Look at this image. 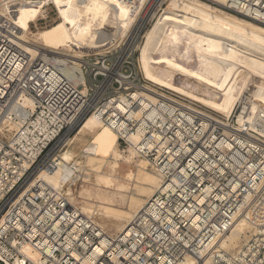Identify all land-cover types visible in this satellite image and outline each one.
<instances>
[{"label": "built area", "instance_id": "2783aa9c", "mask_svg": "<svg viewBox=\"0 0 264 264\" xmlns=\"http://www.w3.org/2000/svg\"><path fill=\"white\" fill-rule=\"evenodd\" d=\"M32 1L34 4L37 0ZM194 1L264 27V0H225L223 4L218 0ZM120 2L131 13L140 7L133 27L150 12L166 6V0ZM22 4L25 0H0V52L9 49L0 60V126L6 121L25 122L24 134L19 129L5 139L0 133V264H35L27 250L39 254L42 264H86L89 252L83 245L88 236H93L94 246L98 245L101 231L69 203L65 193L50 187H31L28 182L40 169L54 171L56 167L45 159L79 118L95 113L111 99L128 96L144 81L135 65L128 62L134 60L136 50L129 51L127 45L118 55L125 59L123 64L117 61L106 65L112 48L98 53L104 54L98 68L85 61L87 67L82 69L91 87L87 86L85 101L68 87L52 90L45 80L41 82L40 71L45 65L39 56L31 58L13 45L19 41L13 19ZM10 54L14 55L11 59L21 63L12 77L13 69L7 66ZM125 64L133 68L123 72ZM118 77L124 79L123 83ZM99 91V99L92 102ZM21 96L33 98V110L22 107ZM246 97L229 119L201 115L166 99L151 105L152 119L165 118L162 128L145 118L151 125L148 130L155 127L166 144L159 154L156 147L147 155L150 161L162 157L157 163L163 172L161 187L132 217L125 240L123 236L108 237L107 247L127 251V259L122 258L121 264H179L186 258L193 259L194 264H264V137L249 127L239 129L236 124V117L247 109ZM254 122L261 129L264 117L259 114ZM129 123L133 127L127 131L136 133L139 124ZM210 136L214 140L208 141ZM152 139L147 133L143 142ZM225 143L233 147L229 149ZM118 144L120 148L127 145L123 138ZM171 156L175 161L169 160ZM194 217H199L196 225L192 223ZM240 217L251 227L248 241L238 251L221 248L218 240L230 233ZM73 224L83 227L78 237ZM74 249L78 258L73 257ZM103 260L111 263L108 256H101L95 264Z\"/></svg>", "mask_w": 264, "mask_h": 264}, {"label": "bare ground", "instance_id": "6f19581e", "mask_svg": "<svg viewBox=\"0 0 264 264\" xmlns=\"http://www.w3.org/2000/svg\"><path fill=\"white\" fill-rule=\"evenodd\" d=\"M218 1L225 3V0ZM166 3L167 6L161 10L153 28L145 35L143 46H139L136 43L139 41L141 27L147 19L154 17L156 11L150 12L146 19L138 20L129 36L140 7L131 13L120 0H37L34 4L32 0H25L13 19L19 31V41L13 42V45L31 58L39 56L45 65L40 71L43 78L41 82L45 80L52 90L58 86L68 87L84 100L88 90L82 69L87 64L83 57L95 51L103 53L109 48L114 49L129 36V51L139 49L140 69L148 82L192 100L225 119H229L237 105L247 96V109L236 117V124L239 129L249 127L264 137V123L260 122L261 129H257L254 122L259 114L264 117V27L205 2L166 0ZM48 8L56 9L59 22L33 33L31 25L36 26L37 22L44 19ZM8 52L9 49L2 50L0 60ZM11 56L14 55H9L7 66L13 69L12 77L21 63L11 59ZM117 80L120 83L124 81L122 77ZM250 86H254L252 93L249 92ZM101 93L99 91L92 102L96 103ZM164 99L201 115L215 117L211 112L180 102L178 98L144 84L128 96L111 99L95 113L79 118L56 141L45 159V162L53 163L56 167L54 171L40 169L28 182L31 187H50L63 192L69 203L77 206L73 202L72 188L80 181L78 179L82 175L84 160L82 162L77 159L73 151L76 142L85 143L89 139L83 147L84 158L106 156L102 167L108 168L110 174L99 171V164L89 167L99 172L96 178L97 191L84 190V205L78 208L88 217L89 223L102 233V239L96 246L92 244L93 236L87 237L83 245L89 252L86 264H95V260L101 256L111 259V263L103 260L102 264H121L122 258L127 259V251L107 247L108 237L116 239L123 236L121 238L125 240L124 234L132 217L148 205L153 194L161 187L163 172L157 163L162 157L156 156L154 161H150L147 155L150 152L152 154L156 147L159 148V154L166 144L163 143L162 135L154 130L155 127L148 130L151 125L145 118L153 124L156 120L150 117V107L160 104ZM20 103L25 109L33 110L35 101L31 97L21 96ZM129 121L139 124L136 125V133L127 131L133 127ZM164 121L165 118L160 117L155 124L162 128ZM24 123L6 121L0 126V133L5 139H9L19 129L24 134ZM202 125L205 126V123ZM147 133H151L153 139L144 143L143 138ZM95 137L96 140L91 142L90 139ZM120 138L127 144L124 149L128 155L120 150ZM209 140H214L213 136L208 137ZM224 145L229 149L233 147L231 143ZM169 160L175 161L172 156ZM120 162L134 167L137 172L129 171L121 177ZM147 167L154 176H149ZM134 180L139 182L134 192L139 196H130L129 187L123 183L129 184ZM140 195L144 199L138 198ZM104 196L110 197L108 199H111V204H116L117 200L128 204L130 211H119L106 204L103 208L91 204L93 198L102 201ZM96 215L114 228L115 234L108 233L97 222ZM198 220L199 217H194L192 223L196 225ZM82 230L83 227L73 224L75 236L78 237ZM250 231L246 219L240 217L234 221L230 233L218 240V244L223 249L238 251L248 241ZM76 250L73 257L78 258ZM25 252L35 264H42L39 254L30 250ZM179 264H194V260L186 258L185 263Z\"/></svg>", "mask_w": 264, "mask_h": 264}, {"label": "rangeland", "instance_id": "374dc122", "mask_svg": "<svg viewBox=\"0 0 264 264\" xmlns=\"http://www.w3.org/2000/svg\"><path fill=\"white\" fill-rule=\"evenodd\" d=\"M167 4V3H166ZM167 6V5H166ZM165 6V7H166ZM165 7H161V9L159 10V11H157L156 13H154L155 15H154V17L153 18H151V19H147L146 21H145V24L148 22V24L144 27V25L141 27L142 29L140 30V37H139V41H137V43L136 44H138L139 46H143V43L145 42V35L147 34V32H149L152 28H153V26H154V24L156 23V21H157V19H158V16H159V14H160V12H161V10H163ZM149 21H150V23H149ZM59 22V19H58V16H57V11H56V9H50V8H48L46 11H45V18L44 19H42L40 22H37V25L35 26V25H31V31L33 32V33H36L37 31H39V30H43V29H47V28H50V27H52L53 25H55V24H57ZM134 28L135 27H132L131 28V32L129 33V36H130V34L134 31ZM105 33H107V32H105ZM129 36L127 37V38H124L118 45H116L115 46V48L114 49H112V50H114V51H112V52H110L108 55H107V58H108V63L106 64L107 66H110L111 65V63H115V62H117V61H120L122 64L124 63V61H125V59L124 58H118L119 56V54L121 53V52H119V51H123V50H121L123 47H126L127 45H128V38H129ZM108 47V46H107ZM134 50H136V52H135V57H134V60L133 61H131V60H129L128 62L129 63H133L134 65H135V67H136V69L138 70L139 69V72L141 73L140 75H141V78L143 79V81H144V84H146L147 86H149V87H151L152 89H154V90H157L158 92H161V93H163V94H166V95H168V96H171L172 97V95L175 97V96H177L178 97V99H179V101L180 102H183V103H185V104H192V105H195V106H198V107H200V108H202L203 110H206V111H208L209 113L211 112V113H213L214 115H218V116H221L222 117V115H220V114H218V113H215V112H213V111H211V110H209V109H207V108H205V107H203V106H201V105H199L198 103H196V102H194V101H192V100H189V99H187V98H185V97H183V96H181V95H178V94H176V93H173V92H171V91H169V90H166V89H164V88H161V87H159V86H157V85H153V84H151L150 82H148L146 79H145V77H144V75H143V73H142V71H141V69H140V64H139V61H138V59H139V49H134ZM102 55H104V54H98V52L97 51H95V52H93V53H91V54H89L88 56H84V58H83V60L84 61H86V62H88V63H90L91 65H94V67H96V68H98V67H100L101 66V64L104 62L103 61V58H101V56ZM130 67V68H129ZM133 67L132 66H128L127 64H125L124 65V67H123V72L125 71V72H128L129 71V69H132ZM96 70V69H95ZM88 86V88H91L90 87V85L88 84L87 85ZM253 89H254V86H250L249 87V92L250 93H252L253 92ZM169 94H172V95H169ZM100 132V131H99ZM73 134V132L72 133H70V135H72ZM98 136H99V134H98ZM88 139V138H87ZM86 139V140H87ZM96 140V137H95V139H90V141L92 142V141H95ZM89 142V139L84 143H77L76 142V147L73 149V151L75 152V154H76V156H77V159H79L80 161H82L83 162V160H84V162H83V171L81 172V177L78 179V180H80V181H77L76 182V185L72 188V190H73V195H74V200L75 201H73L74 203H75V205H77V207L78 208H80L81 206H83L84 205V199H83V197H82V193L84 192V190H91L92 192H95V191H97V188H96V178H97V176L99 175V172L98 171H96V170H91V169H89V167H91V166H95L96 164H99V166L97 167L98 168V170L100 171L101 170V172L103 173V174H110L109 173V170H108V168H103L102 167V164L105 162L104 160H106L105 158H106V156L105 155H101V156H99V157H95V158H88V157H83V147L87 144ZM120 150L122 151V152H124V155H128V153H127V151L123 148V147H121L120 148ZM126 152V153H125ZM95 160V161H94ZM89 161H91V162H89ZM96 161H99V162H96ZM85 165H87V166H85ZM119 165H120V167H119V174H120V176L121 177H124V175L127 173V172H129V171H133L134 173H136L137 172V170L134 168V167H132V166H127V165H125V164H123L122 162H120L119 163ZM103 168V169H102ZM145 170V169H144ZM150 170V168L149 167H147L146 168V172L149 174V176H154L153 174H151L152 172H151V170ZM88 175V176H87ZM133 182V183H132ZM131 183H127V182H123L125 185H127L128 187H129V189H128V191H129V195L130 196H139L137 193H134L135 192V190H136V188L139 186V182L138 181H136V180H134V181H132ZM132 187V188H131ZM71 193V192H70ZM128 194H126L127 196H129ZM107 197V198H106ZM143 197V196H142ZM141 197V195H140V197H138V198H140V199H144V197L142 198ZM80 198V199H79ZM107 200H106V199ZM108 198H110L109 196H104L103 197V200L101 201H99V199H95V198H93V201H91V204H93V205H95V206H99V207H102L103 208V206H105V204H106V206L107 205H109V206H113L114 207V209H118L119 211H130V209H129V207H128V204H126V203H119V202H117L116 201V204L114 203V204H111L112 203V201H111V199H108ZM100 202H102V203H100ZM105 206V207H106ZM108 207V206H107ZM95 215V214H94ZM95 219L97 220V222L100 224V225H103L104 226V229L108 232V233H110V234H115V229L114 228H112V227H110V225H106L101 219H100V217L98 216V215H96L95 216Z\"/></svg>", "mask_w": 264, "mask_h": 264}]
</instances>
